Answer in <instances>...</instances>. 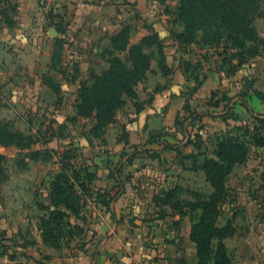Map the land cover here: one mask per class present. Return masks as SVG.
<instances>
[{"label":"crops","instance_id":"1","mask_svg":"<svg viewBox=\"0 0 264 264\" xmlns=\"http://www.w3.org/2000/svg\"><path fill=\"white\" fill-rule=\"evenodd\" d=\"M8 1L16 6L17 14L11 26L0 19V119L13 122L21 113L31 111L33 115L54 108L55 118L39 130L45 135L53 123L60 126L75 115L79 83L88 80L90 72L88 64L78 61L77 56L65 58L63 51L72 41L82 44L78 34L87 30L90 34H108L100 58L109 46V37L126 25L130 43L155 32L170 72L163 74L153 58L146 78L136 88L139 109L133 100L126 99L114 121L106 126L103 138L89 137L94 144L100 143L88 149L91 156L86 166L95 175L90 188L116 196L108 207L94 194L85 200L81 217L70 219L83 229L82 234L68 245L56 249L44 244L37 224L32 236L26 232L18 235L22 224L16 219L24 224L30 221L31 211L36 210L39 216L44 211L35 205L34 180L29 176L32 163L23 169L15 166L16 173H7L6 185L13 189L7 196L8 203H20L21 209L4 212L0 199V227L7 222L0 232V264H197L189 214L180 216L167 206H158L154 196L178 186L184 191L182 197L189 200L186 191H201V183L208 187L209 194L211 187L200 164L204 157L213 156L215 139L224 133H242L239 128L257 123L243 100L253 114L264 118V0L261 15L253 21L260 40L258 50L241 64L236 58L223 63L221 47L205 51L196 44L179 45L173 39L172 32L184 29L176 17L178 0H41L45 1L46 11L53 7L55 12L49 21V37L29 35L24 12L34 11L38 0ZM56 42L63 45L59 63L52 62ZM183 62L198 63L200 70L191 67L185 71ZM47 76L57 91L48 86L44 80ZM244 93L242 98L240 94ZM47 95L52 102L44 100ZM58 106L64 110L56 111ZM186 106L198 116L182 124L178 115ZM35 131L28 127L26 134ZM256 148L250 146L246 158L232 166L226 181L228 187L238 186L240 197L236 203L244 196L249 199L244 200L248 209L262 207L264 196V149L259 148L262 160L255 164L249 160ZM50 166L44 172L40 170L41 180L46 183L41 200L44 204L49 201L50 176L59 171L58 163ZM3 182L0 180V187ZM229 219L232 216L220 224ZM232 220L235 234L224 239L232 264H264V224L256 233L255 226L243 217ZM17 235L19 241L13 240Z\"/></svg>","mask_w":264,"mask_h":264},{"label":"trees","instance_id":"2","mask_svg":"<svg viewBox=\"0 0 264 264\" xmlns=\"http://www.w3.org/2000/svg\"><path fill=\"white\" fill-rule=\"evenodd\" d=\"M261 3L262 0H178L176 17L183 22L184 29L181 32H172V37L179 45L196 44L205 51L221 47L219 54L223 63L236 58L238 64H241L258 50L260 40L253 21L261 15ZM16 14L14 4L8 0H0V19L11 26ZM144 47H154L155 50L147 52ZM62 48V43L56 42L52 62H60ZM121 53L123 57L120 56ZM101 57L106 58L108 67L99 73L90 72L89 80L79 83L74 103L75 115L68 118L72 122L78 117L92 120L87 130L88 139L103 138L106 126L114 121L117 111L125 105L126 99L133 100L139 109L136 88L146 78L153 58L157 60L163 74L170 72L165 62L162 42L155 32L140 42L130 43L129 27H123L109 37V46L103 49ZM182 65L185 71H189L191 67L200 70L198 63L183 62ZM194 78L198 79L197 76ZM44 80L54 91L58 90L49 76ZM240 95L244 98L246 94ZM242 103L260 125L239 128L242 133H224L215 139L213 156L204 157L200 164L211 192L204 194L202 191L187 190L191 196L188 200L182 197L184 191L175 186L154 196V202L158 206H167L180 216L189 214L190 239L196 246L197 264H232L224 239L235 234L236 228L232 220L234 217L222 225L218 222L221 210L230 196V189L226 184L227 176L235 163L246 158L251 145L264 149V133L261 131L264 118L253 114L245 100ZM181 112L178 116L182 124L191 123L198 116L188 106ZM12 126V121L0 119V141L4 140L5 145H14L20 152L25 151L23 158L34 162L49 161L54 152L46 146L47 141L40 132L25 134L13 130ZM35 142H40L45 147L31 149ZM23 158L20 159L22 164L17 165L19 169L27 166ZM68 159L69 156L63 154L62 160L58 162L59 171L50 176L48 204L36 202L37 207L44 211L38 224L41 240L56 249L68 245L74 237L82 234L83 229L70 219L81 217L84 196L90 197L94 194L96 200L106 207L116 196L110 191H92L90 184L95 177L94 173L86 165H70ZM261 177L264 188V170Z\"/></svg>","mask_w":264,"mask_h":264},{"label":"rangeland","instance_id":"3","mask_svg":"<svg viewBox=\"0 0 264 264\" xmlns=\"http://www.w3.org/2000/svg\"><path fill=\"white\" fill-rule=\"evenodd\" d=\"M52 1L53 0H51V3ZM39 2H41V0L37 1V6L35 7L34 11L26 10V12H24L26 15V19L28 18L27 28L28 30H30L29 35L37 33V34H42L45 37H49L48 29L49 27H51L49 21H51L50 19H52L55 12L53 11V7L51 8L50 11L49 10L46 11L45 1L41 3ZM90 33H91L90 30H87V32L84 31L82 34L79 33L78 35H80V40H82V44L81 43L74 44L73 41L67 43L68 46H64L65 49L63 51V55L65 58L69 57V55L77 56L76 59L78 61H83L84 64H88L89 72L94 71L99 73L108 67V62L106 58L99 57L100 48L104 46L103 41L104 42L106 41L105 39L108 37V34L104 32H95L94 34H90ZM84 42H86L85 45ZM120 56L123 57V53H121ZM88 80H89V75H88ZM43 97L44 100H47L48 102L53 101L49 95ZM60 110H64V109H61L58 106L56 111L60 112ZM31 114L32 113L30 111V112L21 113L19 116L17 115L15 120L13 121V126H12L13 130H18L26 134L28 131V127H30L33 130H36L35 133L39 132V130H43L44 126L51 123L50 120H53L55 118L54 116L56 115V112L54 108L52 109L46 108V110H41L40 112H36L33 115ZM89 124H90V119L88 120L80 119L75 122L67 120L65 121V123H62L60 125L61 127L59 125L56 127V124L54 123H53L54 127L50 125L52 129L51 130L48 129V131L45 134L47 136L42 135L44 140L47 141V147L52 149L54 152V154L49 159L50 161L49 164L47 162L46 165L45 164L42 165L41 164L42 161L34 162L32 160H28L26 157L23 158V154L25 151L20 152L18 148H16L14 145H8V144L5 145L6 142H4V140H1L3 142L0 141V178L2 179V181H4L0 187V199L2 200L1 205L3 207V210H5L4 212H8L10 210L19 212L21 209L20 203L19 204L8 203L7 196H9V194L13 191V189H10V187L7 186L5 182L7 173L9 174L14 173L15 166L17 165L20 166V164H22L20 159L23 158V162H27V163L30 162L33 165L31 167L32 172L29 176H31L32 180H34V184H33L34 193H35L34 198L35 200H37L36 202L43 200L44 199L43 197L46 193L45 192L46 183L44 182V179L41 180L42 175L40 176V170L44 172L45 168L48 165H51L50 167H52L54 162L58 163L60 160H62L63 154H67L69 156L67 162L72 166L83 167L88 163V160H90L89 156H91V153L88 151V149H90V147L93 148L96 145L98 146L100 144L99 141H97L96 144H94L91 141V139H88L86 137ZM261 131L264 133V127L261 128ZM30 134H34V133L31 132ZM38 148L40 149L43 148L40 142H35L31 145V149H38ZM261 151L262 150L259 148H256L255 150L251 151V153L249 154L250 164H255V162L257 163L259 159L262 160L263 157ZM230 183L233 184V181L231 179H230ZM199 186L201 191L204 194H207L208 187L206 185L204 186L202 183ZM237 187L238 186L233 187L234 189L229 187L230 196L227 199L225 206L221 210L220 219H219L220 223H222L225 220V218L228 216L243 217L244 220L246 219L249 225L255 226L254 230L257 233L258 230L260 229L259 226H261L262 228V225L264 224V199H262L261 201L262 207L258 208L256 206L255 207L249 206L250 208L248 209L247 208L248 205L245 204L244 202V200H249L247 199V197L244 196L241 199H237L238 203H236V198L238 196L240 197V195L238 194L239 191L237 190ZM252 192L254 194L253 188H252ZM88 197H89L88 195L83 197L84 204H85V200ZM40 217L41 216L38 215V212H36V210H33L31 211L29 222H25L23 224V222L18 221V219H16V222L22 224L19 225L20 231L18 235L23 236V234L26 232L32 236L33 232L35 231L34 224L37 225L39 224ZM6 223L7 222L1 224L0 232H2L3 230L2 227H5ZM247 223L245 222L244 225L242 226L243 231L246 229ZM18 235L14 236L13 240L19 241L20 237ZM255 239H257V236H254V240Z\"/></svg>","mask_w":264,"mask_h":264},{"label":"water","instance_id":"4","mask_svg":"<svg viewBox=\"0 0 264 264\" xmlns=\"http://www.w3.org/2000/svg\"><path fill=\"white\" fill-rule=\"evenodd\" d=\"M98 251V250H97Z\"/></svg>","mask_w":264,"mask_h":264}]
</instances>
